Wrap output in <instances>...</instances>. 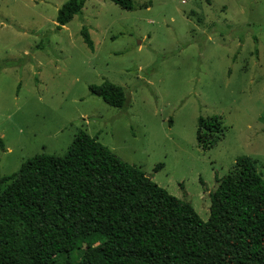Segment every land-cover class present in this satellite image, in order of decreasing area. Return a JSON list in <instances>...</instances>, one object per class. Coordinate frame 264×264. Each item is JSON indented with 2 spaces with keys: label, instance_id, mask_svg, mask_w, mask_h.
<instances>
[{
  "label": "rangeland",
  "instance_id": "1",
  "mask_svg": "<svg viewBox=\"0 0 264 264\" xmlns=\"http://www.w3.org/2000/svg\"><path fill=\"white\" fill-rule=\"evenodd\" d=\"M67 1L0 0L1 176L63 157L85 132L204 223L238 158L264 179V0H87L58 31ZM105 82L123 89V109L90 94ZM212 117L224 134L204 152L198 121Z\"/></svg>",
  "mask_w": 264,
  "mask_h": 264
},
{
  "label": "trees",
  "instance_id": "2",
  "mask_svg": "<svg viewBox=\"0 0 264 264\" xmlns=\"http://www.w3.org/2000/svg\"><path fill=\"white\" fill-rule=\"evenodd\" d=\"M87 0H68L56 16L60 31ZM125 11L133 0H107ZM81 37L93 51L86 28ZM90 94L114 109L126 106L109 82ZM219 118L199 119L197 146L223 137ZM209 219L170 196L79 132L63 157L37 155L11 176L0 175V264H264V179L238 158L216 179Z\"/></svg>",
  "mask_w": 264,
  "mask_h": 264
}]
</instances>
